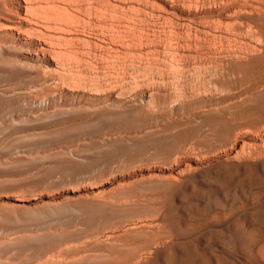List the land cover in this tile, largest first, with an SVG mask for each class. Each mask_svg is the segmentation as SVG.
<instances>
[{"label": "rangeland", "instance_id": "374dc122", "mask_svg": "<svg viewBox=\"0 0 264 264\" xmlns=\"http://www.w3.org/2000/svg\"><path fill=\"white\" fill-rule=\"evenodd\" d=\"M0 264H264V0H0Z\"/></svg>", "mask_w": 264, "mask_h": 264}, {"label": "bare ground", "instance_id": "6f19581e", "mask_svg": "<svg viewBox=\"0 0 264 264\" xmlns=\"http://www.w3.org/2000/svg\"><path fill=\"white\" fill-rule=\"evenodd\" d=\"M90 1V0H89ZM83 2V1H82ZM88 2V1H87ZM90 5V4H89ZM77 6V5H76ZM80 7V6H79ZM89 7L90 6H88V9H89ZM97 7V6H96ZM94 8V9H96V10H99V9H97V8ZM54 8V7H53ZM65 8V7H64ZM63 8V9H64ZM72 8V7H71ZM78 8V7H77ZM29 9V8H28ZM91 9H93V5L90 7V10L89 11H91ZM104 9V8H103ZM102 8H101V10H103ZM106 9V8H105ZM82 10H83V8H82ZM51 11V10H50ZM59 11V10H58ZM95 11V10H94ZM93 11V12H94ZM42 12V11H41ZM47 12V11H46ZM63 12V11H62ZM88 12V11H87ZM102 12V11H101ZM59 13V12H58ZM136 13V12H135ZM41 14V13H40ZM46 14V13H45ZM95 14H96V12H95ZM97 14H98V12H97ZM97 14L95 15V16H97ZM111 14H113V13H111ZM77 15V14H76ZM102 15V14H101ZM108 15V14H107ZM44 16V15H43ZM50 16V15H49ZM76 17V16H75ZM105 18L107 17L106 15L104 16ZM104 17H101V18H104ZM146 17V16H145ZM97 18V17H96ZM112 18V17H111ZM79 19V18H78ZM85 19V18H84ZM90 19V18H89ZM98 19V18H97ZM43 20V19H42ZM51 20V19H50ZM80 20H81V18H80ZM59 21H61V20H59ZM84 21V20H83ZM98 21V20H97ZM100 21V20H99ZM117 21V20H116ZM47 22V21H46ZM54 22V21H53ZM74 22V21H73ZM118 22H119V19H118ZM103 23V22H102ZM105 23V22H104ZM108 23V22H107ZM112 23V22H111ZM115 23V22H114ZM121 23V22H120ZM73 25H71V26H76V24L75 23H72ZM80 25H81V23H79ZM101 24V23H100ZM113 24V23H112ZM112 24H111V26H112ZM116 24V23H115ZM115 24L111 27V28H109V29H111L112 30V28H114V26H115ZM118 24V23H117ZM149 24V23H148ZM67 25V24H66ZM119 25V24H118ZM127 25V24H126ZM61 26H62V24H61ZM77 26H78V24H77ZM122 26V25H121ZM125 26V25H124ZM129 26V25H128ZM46 27V26H45ZM50 27V26H49ZM54 27V26H53ZM102 27H104V25L102 26ZM108 27V26H107ZM119 27V26H118ZM47 28H48V24H47ZM65 28V27H64ZM96 28H98L99 29V26H96ZM95 28V29H96ZM101 28V27H100ZM105 28V27H104ZM132 28L134 29V27L132 26ZM51 29V28H50ZM108 29V28H107ZM136 29V28H135ZM61 30H63V29H61ZM81 30V29H80ZM102 30H105V29H102ZM111 30H109V32L111 31ZM114 30V29H113ZM117 30V29H116ZM122 30H124V29H122ZM140 30V29H139ZM64 31H66V30H64ZM68 31H70V29H68ZM100 31V30H99ZM115 31V30H114ZM117 31H121V30H117ZM131 31V30H130ZM137 31V30H136ZM142 32L144 31V30H141ZM104 32V31H103ZM113 32V31H112ZM116 32V31H115ZM127 32V31H126ZM135 32V31H134ZM140 33V34H142V35H140V36H145V34H143V33ZM75 33V32H74ZM122 33V32H121ZM124 33V32H123ZM132 33V32H131ZM136 33L137 32H135V35H136ZM69 34H70V32H69ZM94 34V33H93ZM117 34V33H116ZM115 33H112L110 36H111V38L112 39H115L118 35H119V32H118V35H116ZM150 34V33H149ZM88 35V34H87ZM108 35V34H107ZM116 35V36H115ZM134 35V34H133ZM134 35V36H135ZM91 36H93V35H91ZM121 36H123V35H121ZM139 36V37H140ZM149 36V35H148ZM124 37V36H123ZM138 37V38H139ZM97 38V37H96ZM100 38V37H99ZM118 38V37H117ZM130 38H133L134 39V37H130ZM129 38V39H130ZM137 38V39H138ZM143 38V37H142ZM141 38V39H142ZM148 38V37H147ZM80 39V38H79ZM118 39H121V37L120 38H118ZM117 40V39H116ZM124 40H126V39H124ZM128 40V39H127ZM112 41V40H111ZM118 41V40H117ZM120 41V40H119ZM131 41V40H130ZM140 41H142V40H140ZM144 41V40H143ZM109 42V41H108ZM107 42V43H108ZM127 42H129V40L127 41ZM150 42V41H149ZM132 43H134L133 42V40H132ZM143 43V42H142ZM145 43V42H144ZM148 43V42H147ZM115 44V43H114ZM125 44V43H124ZM123 44V45H124ZM140 44V43H139ZM116 45H117V43H116ZM115 45V46H116ZM119 45V44H118ZM122 45V44H121ZM131 45V43H129V46ZM136 45V44H135ZM144 44H142L141 46H143ZM148 45V44H147ZM107 46V45H106ZM106 46H102V48L103 47H105V48H108V47H106ZM111 47H113V45H110ZM133 46V45H132ZM71 47V46H70ZM124 47V46H123ZM131 47V46H130ZM45 48V47H44ZM81 48V47H80ZM105 48L103 49V50H105ZM115 49V48H114ZM142 49V48H141ZM41 50V49H40ZM110 50V49H109ZM113 50V49H112ZM71 51V50H70ZM108 51V50H107ZM115 51H119V50H115ZM41 52H43V51H41ZM95 52V51H94ZM78 55V54H77ZM81 55V54H80ZM82 57V56H81ZM92 58V57H91ZM109 58V57H108ZM111 58V57H110ZM76 59V58H75ZM110 60V59H109ZM78 61V60H77ZM105 61V60H104ZM103 61V62H104ZM113 61V60H112ZM80 62V61H79ZM102 62V61H101ZM110 64H112V62L111 63H109V65ZM77 65H78V63H77ZM113 65H114V63H113ZM116 65V64H115ZM112 66V65H111ZM71 69V68H70ZM70 69H69V71H70ZM73 69V68H72ZM71 69V72L69 73V75H64L63 77H64V79L67 81V82H69V86H82L86 81L84 80L85 79V77L83 76V66L80 64L79 65V69L77 68V69H75V71H74V69L72 70ZM123 70V69H122ZM102 72V71H101ZM87 73V72H86ZM88 74V73H87ZM98 74H99V71H98ZM85 75V74H84ZM115 75V74H114ZM98 76V75H97ZM104 76L106 77V75L104 74ZM107 77H109V76H107ZM60 78V77H59ZM104 78V77H103ZM107 79V78H106ZM132 82L133 81H129L128 83H127V85H128V87H130L129 89H128V87H127V89H128V92H130V91H133L134 90V86H136L135 84L133 85L132 84ZM89 83V82H88ZM65 84V83H64ZM67 84V83H66ZM93 85V84H92ZM141 85V84H140ZM60 87V86H59ZM96 87L98 88V89H96L97 91L99 90V91H101V92H104V91H110L109 93H111L112 92V94L115 96V97H119V96H121L122 97V95L124 94L125 95V91L123 92L122 91V89L124 88V86H123V84L121 85V82H119V80H117V77H116V79H114V77H113V79H108V80H103L102 82H97V84H96ZM70 88V87H69ZM126 88V87H125ZM124 88V89H125ZM101 89V90H100ZM127 89H126V91H127ZM182 91H184L182 88H180ZM93 90H94V88H93ZM104 90V91H103ZM137 90V89H136ZM181 90H179V91H181ZM176 92H178V90L176 89ZM180 93V92H179ZM177 94L176 93V95L173 97V98H175V99H177L176 101H178V99H179V97H180V95L182 96V94L180 93V94ZM151 96V98L152 99H154V95H153V93L150 95ZM114 97V98H115ZM171 97H172V95H171ZM184 97H185V93H184ZM183 97V98H184ZM182 98V97H181ZM121 100V99H120ZM180 100V99H179ZM174 101V100H173Z\"/></svg>", "mask_w": 264, "mask_h": 264}]
</instances>
